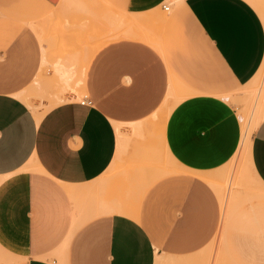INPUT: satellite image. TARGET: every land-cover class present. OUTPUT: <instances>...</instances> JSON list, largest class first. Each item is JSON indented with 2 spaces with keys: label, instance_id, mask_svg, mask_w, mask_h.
Here are the masks:
<instances>
[{
  "label": "crops",
  "instance_id": "0c3cea01",
  "mask_svg": "<svg viewBox=\"0 0 264 264\" xmlns=\"http://www.w3.org/2000/svg\"><path fill=\"white\" fill-rule=\"evenodd\" d=\"M164 1L0 0V264H182L214 239L264 0ZM247 162L264 187V118Z\"/></svg>",
  "mask_w": 264,
  "mask_h": 264
},
{
  "label": "rangeland",
  "instance_id": "374dc122",
  "mask_svg": "<svg viewBox=\"0 0 264 264\" xmlns=\"http://www.w3.org/2000/svg\"><path fill=\"white\" fill-rule=\"evenodd\" d=\"M171 1L179 2V0ZM172 6L173 4L171 9ZM65 46H63L64 52ZM181 97L182 95L176 96L172 103L175 104ZM225 97H228L239 115L249 119L254 129L264 107L262 105L259 110L255 108L256 99L264 103V62L250 82ZM165 112L167 111L164 110V115ZM154 117L160 119L158 116ZM148 132L150 146L154 142L165 165L171 166L173 162L163 149L159 132L151 128ZM242 153L239 149L224 168L210 173L215 178L213 181L225 188V201L222 202L224 217L209 245L184 256L185 260L182 264H264V210L256 204L261 199L264 200V187L257 182L246 156ZM223 169L227 173L225 177L220 173ZM160 264H164L162 257Z\"/></svg>",
  "mask_w": 264,
  "mask_h": 264
},
{
  "label": "bare ground",
  "instance_id": "6f19581e",
  "mask_svg": "<svg viewBox=\"0 0 264 264\" xmlns=\"http://www.w3.org/2000/svg\"><path fill=\"white\" fill-rule=\"evenodd\" d=\"M177 96V94L175 95ZM263 96V94L261 95V97ZM255 108L256 109H261L262 105L264 106V103L262 104V101H260L259 99L255 100ZM171 110V108H170ZM170 110H167V112L169 113ZM168 113H166L168 115ZM166 115V116H167ZM264 118V107L261 110L260 115L258 116V119L256 121V125L255 127L259 124V122ZM241 125H242V137H241V143H240V151L243 152L242 154H244L246 156V158L248 157L249 153H250V149H251V135H252V131L255 129H253V127L250 125V121L246 116H241Z\"/></svg>",
  "mask_w": 264,
  "mask_h": 264
},
{
  "label": "built area",
  "instance_id": "2783aa9c",
  "mask_svg": "<svg viewBox=\"0 0 264 264\" xmlns=\"http://www.w3.org/2000/svg\"><path fill=\"white\" fill-rule=\"evenodd\" d=\"M170 4H171V1H164L163 4H162V7L164 10L166 11H169L170 10ZM82 102H90L89 100H87L86 98L82 99L81 100Z\"/></svg>",
  "mask_w": 264,
  "mask_h": 264
}]
</instances>
